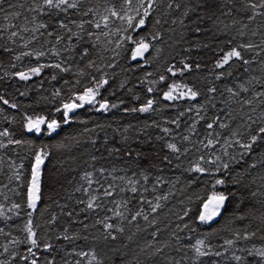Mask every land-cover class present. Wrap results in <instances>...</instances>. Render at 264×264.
<instances>
[{
  "label": "trees",
  "instance_id": "obj_1",
  "mask_svg": "<svg viewBox=\"0 0 264 264\" xmlns=\"http://www.w3.org/2000/svg\"><path fill=\"white\" fill-rule=\"evenodd\" d=\"M38 2L42 0L0 4V96L9 102L0 100V131L25 142L7 145L8 138L0 137L7 145L0 148V261L29 264L21 257L31 246L25 230L31 219L40 245L33 249L37 264L52 258L55 264H88L93 252L103 264H237L234 253L242 257L239 264H255L248 250L264 247V140L243 156L245 150L235 141L250 142L264 126V96L258 95L264 93V17L249 20L247 7L256 0H155L143 26L137 25L143 9L136 15L141 0L130 5L125 0H82L77 9L43 13L31 10ZM89 8L93 11L83 15ZM109 9L125 19L111 16ZM102 16H108L107 28ZM128 16L134 17L131 27ZM13 31L17 35L11 37ZM58 37H63L59 43ZM141 40L149 49L133 60ZM242 44L255 47L245 51ZM233 48L249 64L233 58L217 68ZM184 63L190 70L183 69ZM53 64L67 70L49 66ZM41 65L39 75L30 73ZM20 72L31 78L20 80ZM101 79L108 83L99 88L96 100L118 106L98 112V103L85 104L65 122L63 104L76 103L77 95L96 88ZM173 84L196 91V99L165 100ZM148 100L153 101L148 112L131 111ZM26 116L55 119L60 126L52 134L45 127L39 134L29 133ZM209 140L213 144L206 146ZM169 143L180 151L172 152ZM41 148L47 152L41 199L30 211L27 184ZM217 157L218 163H209ZM197 165L205 171H195ZM218 179L225 183L217 184ZM133 185L136 193L130 191ZM105 189L112 195L105 196ZM214 193L228 199L215 220L201 223L203 205ZM92 197L96 207L88 209ZM117 211L123 215L116 216ZM137 212L141 215L133 220ZM97 221L123 231H113L117 239L106 241ZM251 233V239H236ZM198 240L205 250L222 255L197 258L193 247ZM228 240L234 241L231 247ZM46 243L51 250H43Z\"/></svg>",
  "mask_w": 264,
  "mask_h": 264
},
{
  "label": "snow or ice",
  "instance_id": "obj_2",
  "mask_svg": "<svg viewBox=\"0 0 264 264\" xmlns=\"http://www.w3.org/2000/svg\"><path fill=\"white\" fill-rule=\"evenodd\" d=\"M3 2H4V0H0V4H2ZM81 3H82V0H42V3L38 2L37 5L34 8H32L31 10L32 11H39L41 13H43L45 9H60L62 11H67V9H77ZM125 3L130 5L131 0H125ZM154 3H155V0H141L139 6L136 9V15L137 16L141 15L140 9L141 8L143 9V14H142L141 18L137 21L138 26H143L145 24V18L150 15V9H152ZM172 6H173L172 4L168 5L169 8H171ZM176 7H179V5H176ZM247 7L251 10V15L249 16V20H254L257 16L264 17V0H256V2H249ZM92 11H93V9L89 8V9H87V11L83 12V15L87 16ZM108 11L110 12V15L113 17H118L121 20L125 19L124 16H121L115 10L109 9ZM184 15L187 16L188 12L186 11L184 13ZM101 19L104 22V27L107 28L108 27V16H102ZM133 19H134V17H132V16L127 17V23H128L129 27H131L133 25ZM157 23H159V21H157ZM181 23H183V21H181ZM59 26L61 28H67V25H65L64 23H61ZM78 26L80 28H83V23H81ZM39 27L43 28L46 26L41 24V25H39ZM95 27L100 28L101 27L100 22H96ZM22 30L27 31V29H22ZM68 31L71 32V29H68ZM197 31H199V29H197ZM16 35H17V32H15V31H13L11 33V37H14ZM49 35H52V33H49ZM89 35H91V33H89ZM104 35L107 36L108 33L105 32ZM61 39H63V37H58L57 43H59ZM116 46L119 47V44H117ZM254 47H255V45H253V44H246V45L242 44V45H240V48L244 49L245 51L252 50ZM148 49H149V44H147L143 40H141L137 44L135 50L132 53V59L135 60L138 57L142 58L143 54L145 52H147ZM54 54H56V53L54 52ZM84 54L87 55V51H85ZM23 55H32V53L26 52V53H23ZM38 55H43V53H39ZM233 58L241 61L245 65L249 64V60L244 58V56L242 55V52L240 50H237L236 48H233L232 50L228 51L219 61H217L216 67L217 68H223L225 65L229 64V62ZM17 59H19V57H17ZM49 66L54 67V68H59L61 71L67 70L65 68H62L60 64H53V65H49ZM91 66L92 65L90 64L89 67H91ZM43 67H44V65H41L40 67H34V68H31L29 71L33 75H39L41 72V69ZM197 67H198V65H197ZM190 68H191V66L189 64H187V63L183 64L184 70H190ZM168 71L171 72L172 75H176V71H173L172 67L168 68ZM181 74H183L182 71H181ZM17 75H18L19 79L22 81H26V80L31 78L29 75V72H20ZM217 78H219V77H217ZM160 79L163 81L165 78L162 76ZM96 83L98 85L96 88H88L85 90V92L82 95H77L75 97V99L77 101H79L80 103L68 102V103L63 104V115H64V121L65 122H68V120H69V113L73 112L77 108L83 107L84 104L93 105L94 103H98V107H96V109H95L98 112H101V111L107 112L110 107L116 108L118 106L117 104H111L110 105L107 100H104L102 102L96 100V97L99 94V88L103 87L105 84H107L108 81L106 79H101L100 81H97ZM179 89H180V85H177V84L171 85L169 87V90L164 93V99L169 100V101L176 100L177 98H189V99L194 100V99H196V97L198 95V93L196 91H193L191 88H187L186 91L185 90H179ZM148 91L151 92L152 89L149 88ZM210 91L215 92V89L214 88L210 89ZM229 91H231V90H229ZM57 95H59V93H57ZM233 95H235V93H233ZM258 95L264 96V93H259ZM0 100H3L4 104L9 103L7 100H4L2 96H0ZM152 105H153V101L148 100L147 104L145 106L140 107L139 109L132 108L131 111L132 112H136V111L148 112L152 108ZM10 107L15 108L16 105L13 104V105H10ZM57 111H60V109L58 108ZM126 111H128V110H126ZM25 120H26V123L24 125V128L29 133L35 132V133L39 134L41 132V126L46 124L47 128L50 130V132H49V134H50L52 131H55L60 126L59 123L57 122V120L52 119L50 121H46V119L44 117L33 118L30 116H26ZM219 126L221 128L227 127V125H224V124H220ZM207 127L209 129H212L214 127V124L208 123ZM165 131H168V130L165 129ZM234 135H235V133H234ZM0 137H7L8 138L7 145H23L25 143L23 140L12 139L10 136V133L7 130L0 131ZM185 139H188V138L185 137ZM260 140H264V126H262L258 129V134L251 136L250 142L242 143L240 140H236L235 143L239 144V146L245 150L241 154L243 156V155H247V154L251 153L253 150V146L256 145L258 143V141H260ZM212 144H213V141L209 140L208 145H206V146H211ZM7 145L4 144L3 141H0V148L6 147ZM167 147H168V149H170L174 153L180 151L177 148V146L175 144H172V143H169L167 145ZM225 154H227V153H225ZM46 156H47V152L45 151V149L44 148L39 149L34 154V163L31 166L30 180L28 181V184H27L26 206L28 209H31L33 211H35L37 202L41 199V166L44 164ZM201 159H203V157H201ZM219 160H220V158L217 157L216 161H209V163H218ZM21 167H22V165H21ZM222 167H223V169L227 170L229 165H228V163H223ZM252 167H255V165L253 164ZM194 170L197 172L205 171V169L201 168L199 165H197ZM217 171H219V168L217 169ZM101 172H103V169H101ZM86 175L90 177L91 174L89 173ZM15 178L17 180L20 179L18 171L15 174ZM145 179H147V177H145ZM262 179H264V178H262ZM91 182L92 181L89 179V184H91ZM129 183L132 184L133 182L129 181ZM216 183L222 185L225 183V181L222 179H218L216 181ZM130 191L132 193H136L137 188L133 185L130 188ZM104 195L105 196H111L112 192L105 189ZM95 199H96V197H92L89 200V202L87 203L88 209H94V207H96ZM165 199H166V197H165ZM227 199H228V197L223 193H221V194L214 193L208 199V201L203 205L204 210L200 213V216H199L200 222L201 223H208L214 217L219 216L220 210H221V208L224 207ZM20 207H21V205H19V204H13L12 205V208H15V209H18ZM158 207H159V204H156L153 207V211H155V209ZM31 214L32 213L29 212V217L31 216ZM115 214H116V216H122L123 215L119 211H117ZM69 215H71V213H69ZM140 215H141V213L137 212L135 214V216L132 217V219L135 220L136 217L140 216ZM144 219L146 220L147 216H144ZM53 220H55V217H53ZM97 223L103 224V229H104V233H105L103 236V239L106 241L108 239H111V240L117 239L116 235L113 234V231H118V232L123 231L122 228H117L115 225L108 223L106 221H97ZM185 226H187V225H185ZM25 230L27 232V242L31 246L28 248V254L21 257V259L25 260V261H29V264H37V259L34 258V257H36V252L33 251V249L39 248L40 245L38 243V240L36 239V232L33 231L31 219H29L28 226L26 227ZM253 236H255V233L245 234V235H243V237H241L239 234H237L236 239L237 240H240V239L248 240V239H251ZM72 238L73 237H69L68 235L63 236V239H65V240H69ZM261 239H264V237H261ZM14 242L19 243V241H14ZM225 243L227 245H229V247H231L233 245L234 241L228 240V241H225ZM52 247L53 246L51 244L46 243L43 245V250L49 251L52 249ZM5 251L7 252V247H5ZM157 251H160V250L157 249ZM193 251L195 252V256L197 258H202V257L210 256V255H215V256L222 255V253H220V252L212 253L210 248L205 250L203 240H198L196 242L195 246L193 247ZM78 255L83 257V256L89 255V253H78ZM248 255L253 257L255 264H264V247H253L252 249L248 250ZM30 257H33V258L30 259ZM13 258H15V254H13ZM232 259L237 261V264H239V262L242 260V257L239 255H235V253H234L232 256ZM94 262H95V264H103V262L100 261L97 258L96 254L93 252L91 254V258L88 260V264H94ZM0 264H4V261H0ZM47 264H55L54 258L48 260ZM76 264H80V261H76ZM177 264H179V262H177ZM213 264H215V262H213ZM249 264H252V262L250 261Z\"/></svg>",
  "mask_w": 264,
  "mask_h": 264
},
{
  "label": "rangeland",
  "instance_id": "obj_3",
  "mask_svg": "<svg viewBox=\"0 0 264 264\" xmlns=\"http://www.w3.org/2000/svg\"><path fill=\"white\" fill-rule=\"evenodd\" d=\"M179 90H180V89H179ZM174 94H175V93H174ZM76 103H80V102L76 100ZM84 105H85V104H84ZM43 127H45V128L48 130V132H50V130L47 128V125H46V124L41 126V128H43ZM53 132H54V131H52L50 134H52ZM203 210H204V209H203ZM30 211H33V210L30 209Z\"/></svg>",
  "mask_w": 264,
  "mask_h": 264
},
{
  "label": "water",
  "instance_id": "obj_4",
  "mask_svg": "<svg viewBox=\"0 0 264 264\" xmlns=\"http://www.w3.org/2000/svg\"><path fill=\"white\" fill-rule=\"evenodd\" d=\"M138 58H139V57H138ZM202 211H203V209H202ZM216 217H217V216H216ZM216 217H214V218H213L211 221L215 220V219H216ZM211 221H210V222H211Z\"/></svg>",
  "mask_w": 264,
  "mask_h": 264
}]
</instances>
